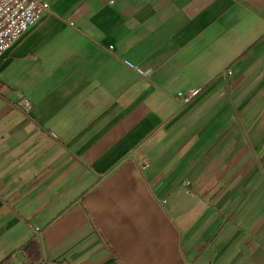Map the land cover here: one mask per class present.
<instances>
[{"label": "crops", "instance_id": "0c3cea01", "mask_svg": "<svg viewBox=\"0 0 264 264\" xmlns=\"http://www.w3.org/2000/svg\"><path fill=\"white\" fill-rule=\"evenodd\" d=\"M46 1L0 57V264H264V0Z\"/></svg>", "mask_w": 264, "mask_h": 264}, {"label": "built area", "instance_id": "2783aa9c", "mask_svg": "<svg viewBox=\"0 0 264 264\" xmlns=\"http://www.w3.org/2000/svg\"><path fill=\"white\" fill-rule=\"evenodd\" d=\"M48 8L49 3L46 0H0V57L42 18ZM108 49L111 50L112 46ZM123 61L127 66L134 68L138 74H144V70L139 66L127 59ZM198 91V87L187 92L180 91L178 93L180 101H190ZM3 264L9 263L4 262Z\"/></svg>", "mask_w": 264, "mask_h": 264}, {"label": "trees", "instance_id": "16d2710c", "mask_svg": "<svg viewBox=\"0 0 264 264\" xmlns=\"http://www.w3.org/2000/svg\"><path fill=\"white\" fill-rule=\"evenodd\" d=\"M28 247V246H27Z\"/></svg>", "mask_w": 264, "mask_h": 264}]
</instances>
